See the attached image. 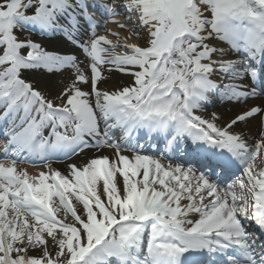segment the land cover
Returning a JSON list of instances; mask_svg holds the SVG:
<instances>
[{
  "label": "snow or ice",
  "instance_id": "snow-or-ice-1",
  "mask_svg": "<svg viewBox=\"0 0 264 264\" xmlns=\"http://www.w3.org/2000/svg\"><path fill=\"white\" fill-rule=\"evenodd\" d=\"M0 135V264H264V0H0Z\"/></svg>",
  "mask_w": 264,
  "mask_h": 264
},
{
  "label": "bare ground",
  "instance_id": "bare-ground-1",
  "mask_svg": "<svg viewBox=\"0 0 264 264\" xmlns=\"http://www.w3.org/2000/svg\"><path fill=\"white\" fill-rule=\"evenodd\" d=\"M120 32L122 33L123 36L126 35V33L123 34V31H120ZM123 36H122V37H123ZM129 42H130V43H137V41H133V40H131V41H129ZM61 78H62L61 75H60V76L55 75V76L52 78L51 83L54 85V91H59L60 89H62L64 83L62 84L61 82H59ZM62 79H63V78H62ZM125 79H126V78H125ZM113 83L118 84L119 81H118V80H115V78H114V81H110V82H108L107 84L104 85V87H106V88H108L109 90H111L112 87H113ZM222 115H223V114L221 113V115H220L221 118H222V117H225V116H222ZM226 115H227V114H226ZM231 115H232V114H231ZM221 121H222L223 123L226 122L224 119H222ZM221 121H220V122H221ZM104 154L110 155L111 153H110V151H106L105 153H103V154H101V155H104ZM59 170H61L62 172L65 171L64 168H59Z\"/></svg>",
  "mask_w": 264,
  "mask_h": 264
},
{
  "label": "rangeland",
  "instance_id": "rangeland-1",
  "mask_svg": "<svg viewBox=\"0 0 264 264\" xmlns=\"http://www.w3.org/2000/svg\"><path fill=\"white\" fill-rule=\"evenodd\" d=\"M232 110H234L235 108H231Z\"/></svg>",
  "mask_w": 264,
  "mask_h": 264
}]
</instances>
